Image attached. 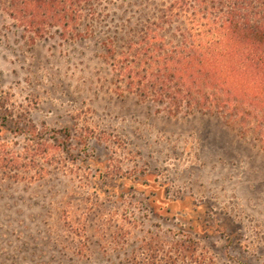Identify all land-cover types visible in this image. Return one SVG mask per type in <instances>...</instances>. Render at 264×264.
I'll list each match as a JSON object with an SVG mask.
<instances>
[{
	"label": "rangeland",
	"instance_id": "obj_1",
	"mask_svg": "<svg viewBox=\"0 0 264 264\" xmlns=\"http://www.w3.org/2000/svg\"><path fill=\"white\" fill-rule=\"evenodd\" d=\"M168 2L97 0L67 38L0 9V264H264V142L109 65Z\"/></svg>",
	"mask_w": 264,
	"mask_h": 264
},
{
	"label": "trees",
	"instance_id": "obj_2",
	"mask_svg": "<svg viewBox=\"0 0 264 264\" xmlns=\"http://www.w3.org/2000/svg\"><path fill=\"white\" fill-rule=\"evenodd\" d=\"M97 0H0L37 38L75 36ZM156 20L106 56L117 81L170 114L192 110L264 142V0H169ZM9 117L0 100V121Z\"/></svg>",
	"mask_w": 264,
	"mask_h": 264
}]
</instances>
